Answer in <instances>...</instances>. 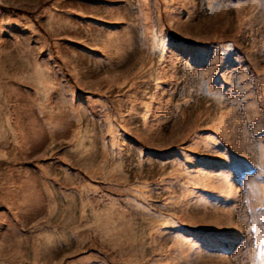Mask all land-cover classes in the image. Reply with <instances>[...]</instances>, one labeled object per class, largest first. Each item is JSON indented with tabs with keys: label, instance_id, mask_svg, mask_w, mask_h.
<instances>
[{
	"label": "rangeland",
	"instance_id": "374dc122",
	"mask_svg": "<svg viewBox=\"0 0 264 264\" xmlns=\"http://www.w3.org/2000/svg\"><path fill=\"white\" fill-rule=\"evenodd\" d=\"M0 264H264V0H0Z\"/></svg>",
	"mask_w": 264,
	"mask_h": 264
},
{
	"label": "trees",
	"instance_id": "16d2710c",
	"mask_svg": "<svg viewBox=\"0 0 264 264\" xmlns=\"http://www.w3.org/2000/svg\"><path fill=\"white\" fill-rule=\"evenodd\" d=\"M18 13L22 15V13H20V12H18Z\"/></svg>",
	"mask_w": 264,
	"mask_h": 264
}]
</instances>
